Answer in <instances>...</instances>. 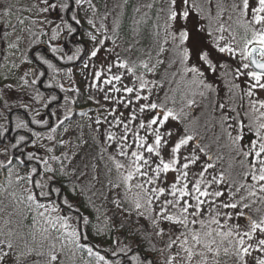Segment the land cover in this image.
Listing matches in <instances>:
<instances>
[{"label":"snow or ice","instance_id":"snow-or-ice-1","mask_svg":"<svg viewBox=\"0 0 264 264\" xmlns=\"http://www.w3.org/2000/svg\"><path fill=\"white\" fill-rule=\"evenodd\" d=\"M0 264H264V0H0Z\"/></svg>","mask_w":264,"mask_h":264}]
</instances>
